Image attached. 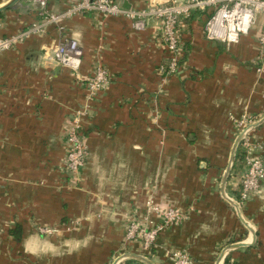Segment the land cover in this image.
Instances as JSON below:
<instances>
[{
	"label": "crops",
	"instance_id": "crops-1",
	"mask_svg": "<svg viewBox=\"0 0 264 264\" xmlns=\"http://www.w3.org/2000/svg\"><path fill=\"white\" fill-rule=\"evenodd\" d=\"M77 1L49 0L48 10L60 15ZM114 1L137 9L148 3ZM220 3L194 7L181 23L184 53L165 81L159 67L166 51L153 17L141 28L125 17L91 12L46 23L31 0L0 12L3 35L45 25L0 53V264H113L125 253L143 255L139 242H123L128 220L145 213L150 197L188 214L159 234L146 254L155 264H172L169 254L182 249L196 264H217L226 245L250 243L249 229L216 179L226 162L223 178L239 135L232 116L264 117V71L258 70L264 67L258 41L264 14L238 43L227 45L204 31ZM64 37L83 49L81 79L48 58ZM99 64L111 83L88 99L86 81ZM88 103L82 123L89 156L72 174L65 169L67 133ZM249 136L264 143V122ZM241 150L226 183L236 200L246 171ZM241 209L256 240L228 251L224 260L264 264V184ZM40 226L55 231L44 235ZM118 264L147 263L125 257Z\"/></svg>",
	"mask_w": 264,
	"mask_h": 264
},
{
	"label": "built area",
	"instance_id": "built-area-1",
	"mask_svg": "<svg viewBox=\"0 0 264 264\" xmlns=\"http://www.w3.org/2000/svg\"><path fill=\"white\" fill-rule=\"evenodd\" d=\"M41 9V15L46 23H60L63 19L70 18L83 12L99 13L106 16L125 17L134 21L136 27L141 28L144 20L150 17L160 22V38L163 42L166 56L159 67L162 79L165 81L171 75L177 73L180 61L184 53V47L180 35L181 23L190 17L191 10L196 7L214 5L218 2L220 6L215 9L205 22V36L213 41H220L227 45L240 41L243 35L248 34L258 16L264 14V0H148L145 8H125L114 0H78L60 15H54L48 10L49 0H31ZM43 24L37 22L26 29L12 34L3 35V21L0 19V53L12 49L23 42L30 34L44 31ZM60 30L64 29L59 24ZM260 44L259 61H264V33L258 37ZM83 49L77 39L71 37L62 38L52 54L48 58L58 65L72 71L77 79H81V66ZM258 70L264 71L262 64ZM88 99H92L103 88L111 83L109 71L101 64L96 65L92 75L87 79ZM88 103L83 109L76 112L67 133V153L65 158V169L72 174L79 173L86 165L89 148L85 141L83 119L88 115L90 109ZM236 120L241 132L256 120L251 116L243 114ZM252 131V130H251ZM250 131V132H251ZM246 134L241 140L242 155L246 160L247 168L239 181V199L242 204L259 191L264 184V143L254 144ZM255 149L261 152L257 155ZM188 214L174 207L162 208L150 197L146 201L145 213L139 218L132 216L128 220L123 244L128 245L139 242L142 254L147 256L156 246L159 234L169 225L180 224ZM39 232L44 235L54 233L55 229L47 226L38 227ZM126 254V253H125ZM122 256V255H121ZM120 257V256H119ZM118 257V258H119ZM172 264H196L185 249L175 250L169 254Z\"/></svg>",
	"mask_w": 264,
	"mask_h": 264
},
{
	"label": "water",
	"instance_id": "water-1",
	"mask_svg": "<svg viewBox=\"0 0 264 264\" xmlns=\"http://www.w3.org/2000/svg\"><path fill=\"white\" fill-rule=\"evenodd\" d=\"M19 1L21 0H9L8 2L4 3L3 5H0V12H3L7 9H10L12 7H14ZM264 122V117H262L261 119L255 121L254 123H252L250 126H248L247 128H245L242 132L239 133V135L237 136L233 148H232V152H231V156H230V161L228 163V166L224 172L223 178H222V183H221V192L223 197L232 205L235 207L237 214L239 216V218L241 219L242 223L249 229L250 233H251V241L250 243L247 242H235V243H231L226 245L218 258V262L217 264H222L225 255L228 253V251L241 247V246H246V245H251L255 242L256 240V231L254 229V227L246 220V218L243 216V213L239 207V205L237 204V202L232 199L230 196H228V194L226 193V183L229 177V174L231 172L232 166L234 164V160H235V153L236 150L242 140V138L248 134V132H250L251 130L255 129L256 127H258L260 124H262ZM125 257H135L137 259H140L144 262H146L147 264H155L152 260H150L149 258H147L146 256L143 255H138V254H134V253H126L124 255H122L121 257L117 258L113 264H118L120 260H122Z\"/></svg>",
	"mask_w": 264,
	"mask_h": 264
},
{
	"label": "rangeland",
	"instance_id": "rangeland-1",
	"mask_svg": "<svg viewBox=\"0 0 264 264\" xmlns=\"http://www.w3.org/2000/svg\"><path fill=\"white\" fill-rule=\"evenodd\" d=\"M259 119H261V118H259ZM259 119H256V121L257 120H259ZM241 132V130L239 129L238 130V134ZM240 147H241V142H240ZM238 149V148H237ZM242 159L244 160V163H245V167L247 168V163H246V160H245V158L243 157V155H242ZM235 163V162H234ZM226 162L225 163H221V166H219V167H217L218 169H217V172H218V176H217V188H219V183H220V180L222 179V173H223V170H224V168H225V166H226ZM234 165V164H233ZM232 168H233V166H232ZM235 200L237 199V198H234ZM238 199H239V197H238ZM236 202H237V204L239 205V207H240V209H241V205L242 204H239L238 203V200H236ZM233 208L235 209V207L233 206ZM235 211H236V209H235ZM241 211H242V209H241ZM237 212V211H236Z\"/></svg>",
	"mask_w": 264,
	"mask_h": 264
},
{
	"label": "trees",
	"instance_id": "trees-1",
	"mask_svg": "<svg viewBox=\"0 0 264 264\" xmlns=\"http://www.w3.org/2000/svg\"><path fill=\"white\" fill-rule=\"evenodd\" d=\"M0 15H1V13H0ZM16 230L19 231V230H20V227H17ZM12 233H15V232H12ZM18 233H19V232H18ZM15 234H16V233H15ZM228 257H229V256H227V257L225 258V260H224V264H227V262H228Z\"/></svg>",
	"mask_w": 264,
	"mask_h": 264
}]
</instances>
